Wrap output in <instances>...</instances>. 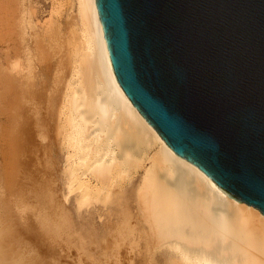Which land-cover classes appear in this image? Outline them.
Here are the masks:
<instances>
[{
    "label": "water",
    "instance_id": "1",
    "mask_svg": "<svg viewBox=\"0 0 264 264\" xmlns=\"http://www.w3.org/2000/svg\"><path fill=\"white\" fill-rule=\"evenodd\" d=\"M117 84L164 144L264 214V0H94Z\"/></svg>",
    "mask_w": 264,
    "mask_h": 264
},
{
    "label": "bare ground",
    "instance_id": "2",
    "mask_svg": "<svg viewBox=\"0 0 264 264\" xmlns=\"http://www.w3.org/2000/svg\"><path fill=\"white\" fill-rule=\"evenodd\" d=\"M77 1L82 41L73 46L68 39L69 57L68 47L64 49L70 65L65 56L60 58L69 65L68 69L60 60L65 66L60 68L68 69L69 75L66 81L63 72L60 77L63 86L51 121V146L62 153L56 157L65 163L69 194L77 193L76 209L99 202L107 206L105 214L119 216L125 229L120 257L126 264H264V214L224 195L164 144L116 82L94 0ZM155 145L159 153L136 189L132 164L138 161L139 167ZM3 257L0 264L10 263L11 257Z\"/></svg>",
    "mask_w": 264,
    "mask_h": 264
},
{
    "label": "rangeland",
    "instance_id": "3",
    "mask_svg": "<svg viewBox=\"0 0 264 264\" xmlns=\"http://www.w3.org/2000/svg\"><path fill=\"white\" fill-rule=\"evenodd\" d=\"M77 3L0 0V259L11 257L10 263L3 257L5 264L125 263L120 257L125 250L121 236L125 229L119 216L105 214L107 206L99 202L85 205L86 210L76 209L77 193L69 194L65 163L56 157L62 153L51 146L54 101L69 75L70 45L82 41L83 22ZM69 38L77 42L71 40L70 44ZM66 43L70 44L68 55ZM63 56L69 65L60 59ZM60 60L68 69L60 68L64 66ZM155 146L140 161L142 169L136 166L138 161L132 164L137 171L132 180L136 189L142 186L146 169L159 153ZM110 200L112 203L114 197ZM118 236L122 239L117 240Z\"/></svg>",
    "mask_w": 264,
    "mask_h": 264
}]
</instances>
